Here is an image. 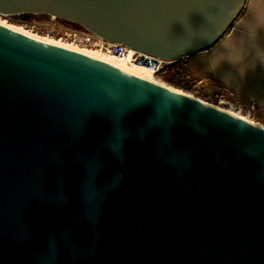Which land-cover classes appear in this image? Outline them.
<instances>
[{"label":"water","instance_id":"95a60500","mask_svg":"<svg viewBox=\"0 0 264 264\" xmlns=\"http://www.w3.org/2000/svg\"><path fill=\"white\" fill-rule=\"evenodd\" d=\"M246 2L0 0V14L173 60L208 50ZM0 264H264V127L0 24Z\"/></svg>","mask_w":264,"mask_h":264},{"label":"crops","instance_id":"0c3cea01","mask_svg":"<svg viewBox=\"0 0 264 264\" xmlns=\"http://www.w3.org/2000/svg\"><path fill=\"white\" fill-rule=\"evenodd\" d=\"M249 31L254 39L249 38ZM257 47H264V0H247L242 13L219 41L183 60V73L188 77L184 78L189 83L198 79L209 87L218 85L262 120L264 63L255 58Z\"/></svg>","mask_w":264,"mask_h":264},{"label":"rangeland","instance_id":"374dc122","mask_svg":"<svg viewBox=\"0 0 264 264\" xmlns=\"http://www.w3.org/2000/svg\"><path fill=\"white\" fill-rule=\"evenodd\" d=\"M41 14H31L27 17L21 19L19 16L12 17L8 15L0 14V22L3 24H7L5 26H12L14 28H21L25 32L32 34L39 38H51L55 40L60 39V35H56L53 32H50L49 27L46 25L44 16H39ZM44 20V21H43ZM63 43L70 44L63 40H60ZM79 48V47H78ZM86 49V48H79ZM96 50V49H89ZM157 82L161 85L169 87L171 89H175L177 91L183 92L189 96H192L202 102H205L211 106L219 108L220 110L230 112L234 115L239 116L244 120L252 122L254 124L262 125L261 119L254 116L253 112L249 111V108L246 106L240 105L236 100H234L233 95L223 90L222 88H218V85H212L209 87L207 84L202 82H198V79L191 80L189 83V79L180 80L179 85H174L170 82L163 81L159 78V76H154ZM178 78L171 76V80L174 81ZM186 88H185V87Z\"/></svg>","mask_w":264,"mask_h":264},{"label":"built area","instance_id":"2783aa9c","mask_svg":"<svg viewBox=\"0 0 264 264\" xmlns=\"http://www.w3.org/2000/svg\"><path fill=\"white\" fill-rule=\"evenodd\" d=\"M46 16V25L49 27L50 32L60 35L59 40H63L79 48L101 50L107 54L117 57L122 61H126L127 63L141 65L151 71L156 77L161 73L168 72L169 69L172 68L176 74L180 75V78H188L183 73L185 68V62L183 60L186 57L167 60L164 58L144 54L130 49L121 43L106 41L81 27H75L64 22L62 19L56 18L55 16ZM261 121L264 124V117Z\"/></svg>","mask_w":264,"mask_h":264},{"label":"bare ground","instance_id":"6f19581e","mask_svg":"<svg viewBox=\"0 0 264 264\" xmlns=\"http://www.w3.org/2000/svg\"><path fill=\"white\" fill-rule=\"evenodd\" d=\"M0 24L7 25V24H3L1 22H0ZM9 28H11L13 30H16L18 32H21V33H23V34H25L27 36L42 40L44 42H48V43H51V44L67 47V48L82 52V53L87 54V55H89L91 57H94V58H97L99 60L108 62L109 64H112V65H114L116 67H119V68H121L122 70H124L126 72H129L131 74H134L136 76H139L141 78L147 79L149 81H152V82H155V83L161 85L159 82H157V80L155 79V77L152 74V72L149 71L147 68L141 66V65H137V64H134V63H127L126 61H122V60L118 59L117 57L112 56L110 54H107V53H105V52H103L101 50H94L93 51V50H89V49H79L77 46H75L73 44L63 43L60 40H55V39H51V38H39V37H36V36H34L32 34H29V33L25 32L21 28H17V27L14 28L12 26H10ZM225 112H227V111H225ZM227 113L232 114L230 112H227ZM232 115H234V114H232ZM235 116H237V115H235ZM237 117H239V116H237Z\"/></svg>","mask_w":264,"mask_h":264},{"label":"trees","instance_id":"16d2710c","mask_svg":"<svg viewBox=\"0 0 264 264\" xmlns=\"http://www.w3.org/2000/svg\"><path fill=\"white\" fill-rule=\"evenodd\" d=\"M244 9V8H243ZM242 13V12H241ZM39 16H44V18L47 20V16L45 15V14H41V15H39ZM46 20H45V22H46ZM44 21V20H43ZM64 22H66V23H68V24H71V25H73V26H75V27H79V26H77V25H75V24H72V23H70V22H67V21H65V20H63ZM231 29V28H230ZM229 29V30H230ZM228 30V31H229ZM227 31V32H228ZM171 76H174V77H176V78H178V79H176V80H174V81H172L171 80ZM159 78L161 79V80H163V81H166V82H170V83H172V84H174V85H179V82H180V80H181V78H180V75H178V74H176V72L174 71V69H169V71L168 72H166V73H161L160 75H159ZM180 86V85H179ZM185 87V86H184ZM186 88V87H185Z\"/></svg>","mask_w":264,"mask_h":264},{"label":"clouds","instance_id":"9594fccd","mask_svg":"<svg viewBox=\"0 0 264 264\" xmlns=\"http://www.w3.org/2000/svg\"><path fill=\"white\" fill-rule=\"evenodd\" d=\"M258 23H261L258 20ZM248 36L250 39H254L253 38V34L251 31H249ZM255 58L260 62V63H264V47H257L255 50Z\"/></svg>","mask_w":264,"mask_h":264},{"label":"snow or ice","instance_id":"6c2138e0","mask_svg":"<svg viewBox=\"0 0 264 264\" xmlns=\"http://www.w3.org/2000/svg\"><path fill=\"white\" fill-rule=\"evenodd\" d=\"M179 94H182V93H179Z\"/></svg>","mask_w":264,"mask_h":264}]
</instances>
